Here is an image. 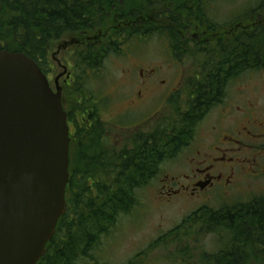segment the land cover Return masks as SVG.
<instances>
[{
	"label": "trees",
	"instance_id": "16d2710c",
	"mask_svg": "<svg viewBox=\"0 0 264 264\" xmlns=\"http://www.w3.org/2000/svg\"><path fill=\"white\" fill-rule=\"evenodd\" d=\"M216 1L0 0V51L26 54L45 74L53 72V46L65 38L87 40L74 48V79L64 86L72 126L67 213L39 264H105L93 252L138 206V192L193 144L200 123L227 99L234 79L264 70V0L226 24L211 17ZM197 28L212 36L209 43L187 35ZM154 36L168 39L176 60L192 57L199 64L189 100L185 109L171 100L172 111L147 131H137L124 148L113 147L102 118L104 98L93 93L90 74L103 71L106 61L132 43ZM208 235L221 246L198 263L182 250L189 264H264V194L218 208L203 206L151 247L168 238L175 246L187 240L199 245ZM151 247L127 264H145Z\"/></svg>",
	"mask_w": 264,
	"mask_h": 264
},
{
	"label": "rangeland",
	"instance_id": "374dc122",
	"mask_svg": "<svg viewBox=\"0 0 264 264\" xmlns=\"http://www.w3.org/2000/svg\"><path fill=\"white\" fill-rule=\"evenodd\" d=\"M257 2L258 0H218L210 9L211 17L222 24L231 23L235 18L244 15L250 8H254ZM68 41L71 39L65 38L58 42L49 53L53 67V73L50 74L53 88H55V79L64 72L63 66H66L70 72L73 71V61L71 60L73 48L61 51L58 49L59 43ZM199 68V64L192 58L176 60L168 49L166 38L154 36L145 42L132 43L123 56H115L106 61L103 71L91 73V81L96 83V85L90 86L93 93L97 99L104 98L102 118L106 122V130L112 146L124 148L125 143L119 139L120 136L129 137L130 131L137 128L146 130L149 125L145 124L151 121L155 123L160 115L172 111V107L168 104L171 99L177 101V107L184 109L190 93L189 81L195 79ZM133 69L154 71L153 74L157 73L158 80L166 82H160L162 88L156 89L157 100L153 102L152 106L131 112L127 108L128 104L123 102L125 95L132 94L134 85L125 82L124 71ZM262 75L263 73L252 72L245 74L240 81L233 82L229 90L230 97L241 89L243 84H249L256 88L259 84L258 79ZM169 96V101H165V98ZM120 111L125 114L118 116ZM221 111L222 108L216 109L200 123L198 138L203 139L207 132L210 134V128L220 120L219 112ZM117 120H121V123H115ZM135 125L137 126L134 128ZM143 125L145 126L142 127ZM117 139L119 141L116 143ZM201 140L197 144H200ZM193 155L192 151L185 150L180 158L165 163L159 177L138 192L140 200L138 206L129 215L119 219L117 226L111 230L112 233L103 238V247L93 252L98 260L105 264H127L138 253L144 252L162 236L178 227L199 208L232 205L234 202L245 201L253 196L264 194V176L250 180L246 189L237 193H233L231 189L230 193L226 195H218L217 190L210 191L209 194L212 197L210 199H207L204 194L191 196L187 193H167L166 191L163 194L164 186L168 185L170 181L167 178L186 173L187 165ZM180 181L181 179H178L171 185L176 183V187H179ZM219 243L214 236L208 235L199 245H193L187 240L185 241L186 245L175 246L171 245V239L168 238L160 244L158 243L156 247H151L153 250L147 252L145 264H189V261L183 257L182 250H187L192 256L193 263H198L217 252L215 249L221 246V242Z\"/></svg>",
	"mask_w": 264,
	"mask_h": 264
},
{
	"label": "water",
	"instance_id": "95a60500",
	"mask_svg": "<svg viewBox=\"0 0 264 264\" xmlns=\"http://www.w3.org/2000/svg\"><path fill=\"white\" fill-rule=\"evenodd\" d=\"M56 91L24 53L0 52V264H39L67 212L70 127Z\"/></svg>",
	"mask_w": 264,
	"mask_h": 264
},
{
	"label": "flooded vegetation",
	"instance_id": "af4514ba",
	"mask_svg": "<svg viewBox=\"0 0 264 264\" xmlns=\"http://www.w3.org/2000/svg\"><path fill=\"white\" fill-rule=\"evenodd\" d=\"M187 35L195 41L209 43L212 39L205 29L197 28L195 33ZM153 72L124 71L125 82L134 85L132 94L124 97L123 103L128 104V110L147 108L157 100L156 89H161L160 82L165 81L158 80ZM259 72L263 75L258 79L256 88L243 84L232 97L228 95L224 105L216 106L222 108L220 120L193 150L187 172L178 178L181 179L180 186L170 183L164 186V191L191 196L204 194L210 199V191L217 190L218 195H226L231 189L237 193L246 189L250 180L264 176V70ZM241 78L239 76L234 80L240 81ZM68 79L62 84H66ZM123 114L120 111L118 116ZM170 180L175 182L174 177Z\"/></svg>",
	"mask_w": 264,
	"mask_h": 264
}]
</instances>
